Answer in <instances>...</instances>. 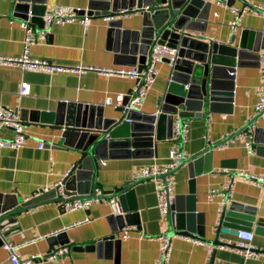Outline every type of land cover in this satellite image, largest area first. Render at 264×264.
I'll return each instance as SVG.
<instances>
[{
  "label": "crops",
  "instance_id": "1",
  "mask_svg": "<svg viewBox=\"0 0 264 264\" xmlns=\"http://www.w3.org/2000/svg\"><path fill=\"white\" fill-rule=\"evenodd\" d=\"M45 10L55 5L69 4L87 8L91 0H45ZM111 1V0H109ZM208 17L204 20L203 31L214 37L212 41L237 45L244 35L248 42H256L261 56L257 64H239L234 77L230 80L231 90L218 94L211 107L205 101L200 115H188L187 139L181 147L185 155L202 150L205 145L213 144L201 158L193 162L178 163L171 171L175 192L174 210L163 215L157 205L156 177L133 178L135 168L155 162L169 160L168 150L173 136L168 137L165 125L161 126L156 152L152 155L117 154L97 159L91 179L89 192L94 188L125 186L135 180L127 189L108 193L117 194L127 205V211L135 213L129 217L132 222L120 224L123 218H115L111 201L95 200L85 207L62 209L60 198H47L35 205L12 208L5 229L6 239L19 243L21 259L32 252L46 253L52 246L60 244V237L50 238L55 229L68 238L69 250L57 258L34 259L31 264H116L113 255L102 248L91 246L104 235L114 232L115 237L126 224L132 229L127 237H120L118 264H155L159 251V234L170 235V264H204L211 256L215 244V222L220 208L231 209L233 204L247 207L238 209L239 221L248 220L254 231L250 240L256 252L245 254L243 250L217 244L214 264H263L264 252V185L249 180L243 172L247 170L264 173V114L258 115L251 127H244L238 133L215 144L223 136L240 128L250 117L257 99V85L264 68V34L255 37L256 30L264 33V14L251 9L243 12L236 28H231L234 14L227 0H209ZM244 2L261 4L264 0H234L231 5L241 6ZM16 0H0V53H20L23 48V29L18 17L13 15ZM91 21L84 25L80 21L51 24L40 34L37 42L29 46L33 56L46 57L57 63L76 64H126L115 61V51L111 48L107 35V19L90 15ZM127 26L137 25L140 17L133 13L124 16ZM38 25L36 24V28ZM158 68L151 87L140 105L143 112H152L160 105L168 80L169 64L164 60L156 61ZM21 79H28L30 92L19 94ZM135 77L120 74L107 75L89 69L83 72L72 70H40L22 68L17 64H0V103L14 107L23 120L25 140L23 145L9 147L0 145V195H13L23 199L39 192L44 186L52 185L64 177L65 171L72 166L79 155V149L64 143L61 136L62 126L55 122L58 102L67 101L102 103L104 115L116 116L117 104L104 102L106 94L126 93L135 83ZM40 112V118L34 119ZM45 112L50 115L45 116ZM250 132L254 151L248 152L244 144L245 133ZM0 136L14 137V130L3 128ZM43 142L40 145V142ZM219 167V169H217ZM227 167V169H226ZM232 180L231 186L226 184ZM216 192L208 196V188ZM123 210L124 212L126 211ZM87 216V218H85ZM201 220V222H200ZM126 221V220H125ZM261 221V222H260ZM260 222V223H259ZM189 228V229H188ZM192 228V229H190ZM194 234L187 236L181 230ZM221 239L233 240L235 235L221 232ZM210 259V258H209ZM0 264H14L9 252L0 246Z\"/></svg>",
  "mask_w": 264,
  "mask_h": 264
},
{
  "label": "water",
  "instance_id": "2",
  "mask_svg": "<svg viewBox=\"0 0 264 264\" xmlns=\"http://www.w3.org/2000/svg\"><path fill=\"white\" fill-rule=\"evenodd\" d=\"M233 1L227 0V4L231 5ZM45 3V0H16L12 13L24 20L31 16L32 21L42 27L43 21L40 16L45 11ZM209 5V0H91L87 8L81 9V12L89 15L113 16L107 20V35L111 48L115 51V61L136 64L141 68L149 62L151 49L156 44L174 47L176 53L173 57L169 55L160 57L169 64L170 68L160 105L152 112H143L136 106L126 110L120 103L115 107L119 114L111 116L104 115L102 103L75 102L65 99L58 102L54 120L63 127L61 136L64 138V143L72 144L79 149L76 161L63 177L70 196L95 195L89 192V187L97 159L101 157L117 154L152 156L156 152L158 139L163 137L159 134L163 124L169 132L167 136L170 137L175 117L182 119L188 115H200L205 101L209 103V108H212V101L218 97V94L231 90L230 80L234 77L237 65L259 62L260 47H257L254 41L248 42L246 35L237 45L230 46L223 42L201 39L189 32L203 31ZM132 7L136 9L132 10ZM121 8L131 9L126 16H131L133 13L138 15L140 17L138 24L131 25L129 21L127 23L129 25L124 26L127 22L125 17L115 14ZM262 34L264 33L261 30H256L254 35L258 37ZM260 114L261 111L254 114L240 128L224 135L223 139L215 144H220L244 127L251 125ZM46 115L49 116L50 113L45 112ZM40 116L39 112L34 119H39ZM212 145L207 144L202 150L188 154L179 163L193 162L201 158ZM157 175L163 178L165 176L164 173ZM135 180L125 186L106 188L103 191L127 189ZM54 193L55 187L50 186L47 190L31 194L25 199L13 195H0V246L3 245L7 235L5 229L9 222L8 216L18 202H20V208H26L47 198H59ZM111 206L113 210L111 215L117 219L123 218L119 225L132 222L129 217L135 213L127 211V205L124 202L118 199L112 202ZM230 208H223L218 221L214 224L215 235L211 242L215 244V247L209 259L210 264H214L217 244H232L221 239V232L237 234L240 228H251L248 220H237L241 214L239 210L247 207L233 204ZM181 231L188 236L194 234L188 230ZM62 236V232L49 235L50 238L60 237V244H64L68 238L64 239ZM119 240L120 237H115L112 232L92 242L91 246L103 247L105 252L109 251L110 255L114 256L115 263L118 264L116 261ZM261 249L264 252V248Z\"/></svg>",
  "mask_w": 264,
  "mask_h": 264
},
{
  "label": "built area",
  "instance_id": "3",
  "mask_svg": "<svg viewBox=\"0 0 264 264\" xmlns=\"http://www.w3.org/2000/svg\"><path fill=\"white\" fill-rule=\"evenodd\" d=\"M247 2L241 6L230 5V10L234 14V18L231 21V28L234 29L238 25V22L241 16L244 14L243 12L251 9L253 12H258L264 14V6L261 4H252ZM80 7H74L69 4H61L55 5L50 10H45L40 18L43 21L42 27L36 28V23L32 21L29 16L26 20L21 19L20 26L23 29V48L20 53H9L1 54L0 53V64L10 65L17 64L22 68H34L40 70L54 71V70H72L76 72H83L89 69H93L96 71L103 72L107 75L112 74H120L128 77H135L136 81L133 84V87L127 91L126 93L122 91L116 92L114 96L110 94H106L104 97V102L113 103V104H123L124 109L129 110L134 106L140 105L145 94L148 89L151 87V82L155 77V74L158 71L156 66V61L160 59L161 55H169L173 57L176 53L174 47H169L165 44H156L152 47V51L150 53V60L148 63L143 65L141 68L137 67L136 64L126 65V64H115V65H105V64H91L86 62H79L76 64H64L54 62L46 57L33 56L29 53V46L35 42H37L40 38V34L47 29L51 24H63L71 21H80L84 25L89 24L91 21V17L86 12H81ZM135 10V7L131 8ZM130 9V10H131ZM129 9H119L116 11V16H126L130 12ZM105 19L109 20L113 18L110 15L102 16ZM192 35L197 36L201 39L205 38L207 40H214L213 36H210L204 32H198L191 30L189 31ZM19 94H27L30 92V82L27 79H21L19 83ZM126 97V100L124 101ZM264 68L260 76V80L257 85V99L254 105V110L250 115H254L261 111V114H264ZM24 122L20 118L17 113V110L14 107H10L0 103V131L3 128H11L14 130V137L12 138H4L0 136V145L9 146V147H17L21 146L25 140L24 133ZM248 127H251L250 125ZM188 132V121L185 119H179L178 117L174 118L173 127H172V136L173 141L168 150L169 160L165 163L153 162L150 164H143L132 172L133 178L139 177H156L158 179L156 192H157V205L160 209V212L163 215H167L169 212L174 210V199L175 192L173 191V182L174 179L171 176L170 171L180 162L182 158H184L185 152L181 147L182 140L187 139ZM244 144L246 146V150L248 152L254 151V144L252 142V136L250 132L245 133ZM43 142H40L42 145ZM219 169V167L217 168ZM227 169V167H226ZM243 172L246 177L257 183L264 185V173H255L247 170H239ZM67 170L65 171V173ZM158 173H164V178L158 176ZM65 175V174H64ZM232 180L230 178L227 179L226 184L228 187L231 186ZM50 186L55 187V195H57L61 200V208L62 209H73L77 207H85L89 203L95 200L107 199L111 202L118 201L119 196L117 194H111L108 192H104L103 189H99L97 187L94 188L93 193L94 196H78L68 193L66 187L63 182V177L55 181L52 185H47L42 188V190H47ZM41 190V191H42ZM216 192L214 187L208 188V196L212 197V195ZM220 210H222L221 206H219ZM87 218V216L85 217ZM218 221V218L217 220ZM131 224H126L122 227L119 236L125 238L129 235L130 230L132 229ZM54 233L58 232V229L52 231ZM254 231L252 228H240L237 234H234L235 237L233 240L225 239L228 242H231V246L237 247L244 251L245 254H253L256 252L255 248L252 246V239ZM188 236V235H187ZM159 251L155 257V264H170V255H171V244H170V235L167 232L159 234ZM224 245V244H221ZM227 245V244H225ZM3 247L9 252L10 259L14 264H31L34 259L39 258H57L64 254L67 250H69V245L67 244H57L52 246L49 251L46 253L41 252H32L30 256L21 259L19 254V243L15 242L12 239H6L3 243ZM209 254L205 258L204 264H210Z\"/></svg>",
  "mask_w": 264,
  "mask_h": 264
}]
</instances>
